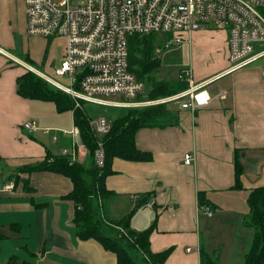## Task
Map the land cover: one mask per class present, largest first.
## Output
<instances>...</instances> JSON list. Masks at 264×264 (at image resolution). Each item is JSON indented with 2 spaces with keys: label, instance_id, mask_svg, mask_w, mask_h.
Here are the masks:
<instances>
[{
  "label": "crops",
  "instance_id": "0c3cea01",
  "mask_svg": "<svg viewBox=\"0 0 264 264\" xmlns=\"http://www.w3.org/2000/svg\"><path fill=\"white\" fill-rule=\"evenodd\" d=\"M16 1L0 0V47L26 62L12 52ZM20 3L21 27L25 0ZM197 33H190L188 42L192 44L194 39L196 45L203 46L205 41ZM30 37L37 38L30 49L37 43L43 45L41 38H46ZM210 42L216 50L214 64L197 69L196 78L194 69L189 68L194 83H206L209 103L193 112L178 109L177 125L139 129L136 145L150 151L152 160L114 158V173L105 179L106 187L116 193L111 197V217L118 213L119 218L124 216L141 195L151 193L147 204L133 213L130 226L132 230H143L155 223L149 237L151 251L172 248L163 264H200V249L205 248L201 229L206 226L207 251L212 256L217 253L219 264L231 263L241 237H246L248 243L253 236V229L244 226L248 213L241 209L243 229L238 240L236 234L230 236V230L213 232L210 218L218 208L236 214L241 207L236 201L244 198L245 204L250 188L264 186V73L258 63L228 71L226 40ZM41 50L36 48L31 57L27 56L31 62L28 64L36 70L33 61L43 64L46 59V50ZM25 72L22 65H14L11 58L0 54V264H116L114 253L96 240L77 237L72 222L73 202L63 198L72 189L68 177L51 171L19 173L15 187L4 189L15 180L12 177L18 166L41 161L47 151L60 154V148L70 142L60 132L53 142L50 134L31 133L22 126L24 121L34 120L40 127L51 128L59 120L54 106L44 105L47 101L17 94L16 78ZM235 149L240 150L243 170V189L239 190L230 189L234 184ZM186 152L194 154L191 164L183 162ZM198 191L216 205L211 217L200 213ZM239 251L243 257L245 246Z\"/></svg>",
  "mask_w": 264,
  "mask_h": 264
},
{
  "label": "built area",
  "instance_id": "2783aa9c",
  "mask_svg": "<svg viewBox=\"0 0 264 264\" xmlns=\"http://www.w3.org/2000/svg\"><path fill=\"white\" fill-rule=\"evenodd\" d=\"M207 23L228 32V71L260 60L258 64L264 73V0H25L28 36L64 37L66 52L54 72L56 76L66 77L68 86L12 57L2 47L0 54L67 93L77 108L88 103L126 112L135 107L174 103L179 109L194 111L210 101L206 83H194L191 70L185 68L180 77L188 83V88L169 96L146 98L144 83L128 70V38L136 34L167 36L170 33L163 41L165 48L181 43L184 35L189 37ZM113 95L123 98L110 99ZM89 125L96 137L110 129V121L104 115L91 117ZM22 126L31 133L40 130L50 134L53 142L58 139L57 132L67 135L69 145L61 147L59 153L68 155L71 161L82 160L84 152L80 146H84L76 126L69 130L54 129L55 132L50 127L38 128L34 120H26ZM97 144L95 163L103 166L104 150L99 141ZM194 159L190 152L183 156L185 164H191ZM4 189L12 190L13 182ZM198 208L201 214L213 215L207 206Z\"/></svg>",
  "mask_w": 264,
  "mask_h": 264
},
{
  "label": "trees",
  "instance_id": "16d2710c",
  "mask_svg": "<svg viewBox=\"0 0 264 264\" xmlns=\"http://www.w3.org/2000/svg\"><path fill=\"white\" fill-rule=\"evenodd\" d=\"M52 38L46 39L49 42ZM163 41L161 42L156 33L136 34L128 38V70L144 83V96L149 99L173 95L188 88V83L180 77L184 69H181L177 78L173 80H158L154 76L161 67L157 54L159 49L164 47ZM226 43L228 59V40ZM45 54L46 51L44 56ZM16 92L27 99L53 102L58 113L72 111L73 125L79 130V139L86 149V154L81 161H71L68 155H52L47 151L41 161L18 166L14 176L12 175L15 179L12 181L13 188L19 173L51 171L68 177L72 182V189L63 198L73 202L72 222L78 238L96 240L104 249L114 253L116 264H163L172 248L156 253L151 251L149 237L155 223L143 230H132L130 226L133 213L147 204L151 193L145 192L124 216L112 219L106 216L105 205L116 193L106 187L105 179L114 173L112 169L114 158L141 162L152 160L150 151L137 147L136 132L141 128L177 125L178 104L135 107L123 113H116L113 117H106L110 121V129L106 134L96 137L90 128L91 117L85 108L75 107L67 93L42 80L35 73L28 70L19 75L16 78ZM98 141L104 150L103 166H98L94 159ZM239 153L240 150L235 149L234 184L230 187L232 190L243 189L241 181L243 170L239 164ZM197 200L199 207L207 206L212 211L217 208L203 191L197 192ZM246 202L249 212L247 219L244 220V226L252 228L254 232L249 249L244 253L243 264H264V186L250 188ZM200 256V264H219L217 256H212L205 248L200 249Z\"/></svg>",
  "mask_w": 264,
  "mask_h": 264
},
{
  "label": "rangeland",
  "instance_id": "374dc122",
  "mask_svg": "<svg viewBox=\"0 0 264 264\" xmlns=\"http://www.w3.org/2000/svg\"><path fill=\"white\" fill-rule=\"evenodd\" d=\"M22 0H17L14 3V10H16V15L14 17V24L16 32L13 34V39L15 40V49L12 50L15 56L25 60L27 63L30 61L27 59V56L31 57V52L35 53L36 48L42 47V51L46 50V59L43 64H40V62L33 61L35 64L34 66L40 70L43 71L48 76L52 77L57 83H59L62 86H68V79L66 77H59L55 75L54 70L56 67L58 68V65L63 59L65 51V39L61 36H53V38L48 42H46V38H41L43 41V45L37 43L36 46L33 45L32 49H30L31 44L36 42L35 37L27 36L25 32V21H23L22 26L20 27V19L22 17V6L21 3ZM197 33V35H201L203 40L205 41L203 46H200V44H195V40L193 39V43L190 44L188 42V36L184 35L183 41L179 44H174L169 47L161 48L158 51L157 57L159 58V61L161 63V67L157 70L155 73V77L158 80H173L176 79L178 76V72L184 68H193L194 69V76L196 78L197 75V69L198 70H205L206 66L209 68L214 64L213 56L216 53V50L213 44L210 42L212 40H218L220 43H222L223 40H228V33L227 30L224 28H218L212 23H207L203 25V28L198 29L197 31H194V33ZM161 42L163 41V38L167 37L165 34H158ZM191 40V36H190ZM222 44L220 45V50H222ZM32 50V51H30ZM262 60V59H261ZM261 61H256L255 63H260ZM31 63V62H30ZM14 65H18L21 63H15ZM24 67V66H23ZM25 68V67H24ZM26 69V68H25ZM164 97V96H163ZM110 99H122V96L119 95H113L109 97ZM44 105H50L53 109L54 106V112L56 117L59 118L58 122H55L52 124L51 132H55V128H65L63 130H69L74 125L72 124V111H64L61 113L56 112L55 105L53 102H45ZM174 103L170 104L169 106H173ZM83 108H85L87 114L94 118L98 115H104L107 118L113 117L117 111L118 108L111 107V106H104V105H91L86 103V105H83ZM53 112V113H54ZM60 122V123H59ZM38 125V124H37ZM39 126V125H38ZM38 128H45V127H38ZM39 132H41L39 130ZM37 134V133H35ZM68 137V136H67ZM44 139H47L44 137ZM82 151L84 152V155L80 159H83L86 154V149L82 146H80ZM239 194V193H237ZM237 205L241 206L238 208V212L236 214L228 213L225 209L216 210V213L213 215V217L210 218V224H211V230L213 232H220L224 233L225 230H230V236L233 234H236L235 239H237L238 234L242 232V227L240 226V219L244 212H242V208H245L247 213L249 212V207L247 202L245 201L244 204V198L239 199L236 201ZM112 206V200L111 198L108 199L105 205V213L107 217H110L112 219H117L118 216H120V213L118 215L114 214L112 216V211L110 207ZM108 207V210L106 209ZM246 213V214H247ZM240 215V217H238ZM247 216V215H246ZM245 218L247 219V217ZM252 230V229H251ZM250 230V231H251ZM202 234V240L204 243L205 250L207 251L209 249L208 247V228L207 226L203 229H201ZM233 235L231 237H233ZM246 237L242 236L240 241H238V248L235 253V258L232 260L231 263H222V264H243V257L240 253V248L243 249L244 246L246 248V252L249 249V245L251 242V238L249 239V242L247 243L245 240ZM213 242V241H212ZM245 252V253H246ZM217 255V253H216Z\"/></svg>",
  "mask_w": 264,
  "mask_h": 264
}]
</instances>
